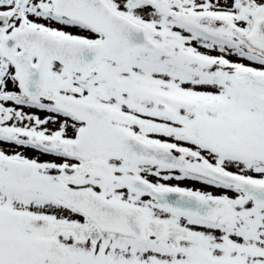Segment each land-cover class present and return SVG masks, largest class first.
Segmentation results:
<instances>
[{"label":"snow or ice","instance_id":"1","mask_svg":"<svg viewBox=\"0 0 264 264\" xmlns=\"http://www.w3.org/2000/svg\"><path fill=\"white\" fill-rule=\"evenodd\" d=\"M0 264H264V0H0Z\"/></svg>","mask_w":264,"mask_h":264}]
</instances>
